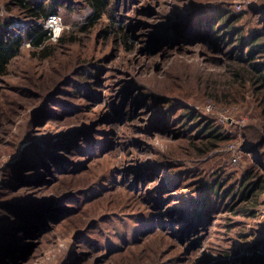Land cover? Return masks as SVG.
I'll return each mask as SVG.
<instances>
[{
  "label": "rangeland",
  "instance_id": "374dc122",
  "mask_svg": "<svg viewBox=\"0 0 264 264\" xmlns=\"http://www.w3.org/2000/svg\"><path fill=\"white\" fill-rule=\"evenodd\" d=\"M56 1L63 33L0 77V264H264V0H108L80 28L89 0Z\"/></svg>",
  "mask_w": 264,
  "mask_h": 264
},
{
  "label": "trees",
  "instance_id": "16d2710c",
  "mask_svg": "<svg viewBox=\"0 0 264 264\" xmlns=\"http://www.w3.org/2000/svg\"><path fill=\"white\" fill-rule=\"evenodd\" d=\"M15 1L18 3L20 8L28 12L27 16L32 18L33 23L29 24V26L26 29H24L23 32H15L10 29L9 21L0 22V77L6 75L7 67L10 64L11 60L19 54L23 41H27L30 46L34 48H38V47H42L45 44V42L50 39L49 32H46L42 29L41 21L43 19H46L50 15L57 14L58 12L57 9L59 3L56 0H50L48 2L41 0L38 2H35L33 0L31 1L15 0ZM89 3L94 10L90 16V19L92 17L98 19L103 14H105V11L108 6V0H89ZM223 18L224 16H222L220 20L223 21V24L224 23L226 24L227 23L226 21L228 20L229 16L227 18L224 19ZM228 27H230V25ZM186 28H189V30L185 33L184 30ZM214 28L215 26L211 20H207V19L197 20L194 22H188L187 24H184L182 26L175 27L174 35L176 39L178 37L180 39L184 37L191 39L194 38L199 39L203 35L207 34V31H210V33L214 32L215 31ZM163 33L164 35L166 34L165 32ZM160 39L162 44L163 41L164 42L168 41L166 36L160 37ZM255 41L256 39H254V42ZM252 46H253L252 43H250V45L247 46L249 47L248 49L249 51L253 50ZM262 50H264V43H262ZM258 79L263 81L264 75L263 74L258 75ZM190 116H191L190 114H186L187 118ZM218 184L214 186V188L212 189V193L216 192ZM244 194H248L247 189L244 191ZM196 203H201V201L197 200ZM41 226L42 224L39 221L34 223L33 222L22 223L21 227H19L20 228L19 231H21L23 234L26 233L25 235H29L31 233L39 231L41 229ZM1 237L4 238V236ZM1 247L2 249H0V261L6 263L11 259V256L20 255L21 248L17 247V243L14 244L13 246H8V247L1 246ZM257 260L258 261L260 260L259 262L264 261V252L262 254H257L255 256V259L253 261L255 262Z\"/></svg>",
  "mask_w": 264,
  "mask_h": 264
},
{
  "label": "clouds",
  "instance_id": "9594fccd",
  "mask_svg": "<svg viewBox=\"0 0 264 264\" xmlns=\"http://www.w3.org/2000/svg\"><path fill=\"white\" fill-rule=\"evenodd\" d=\"M93 11H94L93 8L90 6H87L82 11V13H78L75 10L72 11V15L74 17H79L80 19V25L77 26L78 28H80L81 26L87 23V18L89 15L92 14ZM63 13L64 11H58L57 14L50 15L46 19H43L41 21L42 29L46 32H50L53 35V39L59 38L64 31L65 17ZM2 19H3V14H0V22H2Z\"/></svg>",
  "mask_w": 264,
  "mask_h": 264
},
{
  "label": "built area",
  "instance_id": "2783aa9c",
  "mask_svg": "<svg viewBox=\"0 0 264 264\" xmlns=\"http://www.w3.org/2000/svg\"><path fill=\"white\" fill-rule=\"evenodd\" d=\"M28 26H29V25H28ZM28 26H27V27H28ZM27 27H26V28H27ZM26 28H25V29H26ZM49 34H50V36L53 38V35H52L50 32H49Z\"/></svg>",
  "mask_w": 264,
  "mask_h": 264
}]
</instances>
